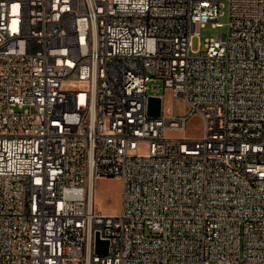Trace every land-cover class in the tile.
Wrapping results in <instances>:
<instances>
[{"label": "built area", "instance_id": "built-area-1", "mask_svg": "<svg viewBox=\"0 0 264 264\" xmlns=\"http://www.w3.org/2000/svg\"><path fill=\"white\" fill-rule=\"evenodd\" d=\"M212 262L264 264V0H0V264Z\"/></svg>", "mask_w": 264, "mask_h": 264}, {"label": "rangeland", "instance_id": "rangeland-1", "mask_svg": "<svg viewBox=\"0 0 264 264\" xmlns=\"http://www.w3.org/2000/svg\"><path fill=\"white\" fill-rule=\"evenodd\" d=\"M224 7L221 10L219 22L222 27H214L208 24L200 32V36L193 40V51H205V43L207 40H220L224 35L228 34V23L230 18V4L228 1H222ZM159 95L163 98L164 115H167L171 107L172 96L169 91H165L162 87ZM188 110L183 100L177 101V113L179 115H187ZM204 124L202 119L195 115L187 123V129L184 133H168V137H186L196 139L203 135ZM143 153L147 149H142ZM121 189L122 182L117 177H106L96 181L95 185V211L105 216L117 215L121 209ZM210 264H216L214 262Z\"/></svg>", "mask_w": 264, "mask_h": 264}, {"label": "water", "instance_id": "water-1", "mask_svg": "<svg viewBox=\"0 0 264 264\" xmlns=\"http://www.w3.org/2000/svg\"><path fill=\"white\" fill-rule=\"evenodd\" d=\"M162 100L160 98H151L149 105V116L151 117H161L162 116ZM98 252L107 253L108 251V242H101L98 238Z\"/></svg>", "mask_w": 264, "mask_h": 264}]
</instances>
